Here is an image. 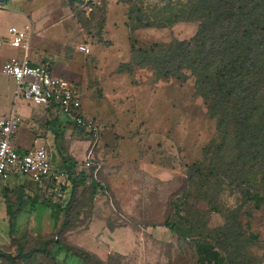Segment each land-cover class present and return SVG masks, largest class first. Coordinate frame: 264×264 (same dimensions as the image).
Wrapping results in <instances>:
<instances>
[{"label": "rangeland", "instance_id": "rangeland-1", "mask_svg": "<svg viewBox=\"0 0 264 264\" xmlns=\"http://www.w3.org/2000/svg\"><path fill=\"white\" fill-rule=\"evenodd\" d=\"M188 1L0 0V62L23 51L11 44L9 29L30 25L31 62L83 85L86 116L101 129L95 144L72 123L59 131L54 127L48 137L54 166H75L74 179L86 167L89 179L105 187L94 197L90 184L70 182L66 199L44 198L63 225L15 231L12 245L28 251L45 241L60 242L88 264H208L213 250L229 255L232 264H264V206L256 210L245 197L246 184L231 187L223 177L209 175L238 172L226 163L241 151L233 138L224 144L217 119L196 94L194 77L186 72V80L159 79L152 68L133 62L132 45L151 50L194 38L197 22L167 25ZM147 23L155 26L144 27ZM16 93L15 82L0 71V117L15 105L28 106ZM95 105L108 117L93 118ZM245 171L257 174L252 184L262 186L257 166ZM7 205L0 199L1 234ZM172 222L183 235L167 228ZM59 260L85 264L75 256ZM11 262L0 258V264Z\"/></svg>", "mask_w": 264, "mask_h": 264}, {"label": "trees", "instance_id": "trees-1", "mask_svg": "<svg viewBox=\"0 0 264 264\" xmlns=\"http://www.w3.org/2000/svg\"><path fill=\"white\" fill-rule=\"evenodd\" d=\"M161 1L171 3L172 0ZM170 18L167 25L181 21L197 22L199 28L194 38L176 41L169 46L156 45L151 50L136 49L132 45L133 62L152 68L159 79L186 80V72L191 73L196 94L209 105V115L217 119L224 144L233 138L235 147L241 151L232 162L226 163L238 166V172L229 176L224 170H216L209 175L223 177L231 187L236 183L249 186L245 197L259 210L264 206V178L262 186L253 185L257 174L252 176L245 168L257 166L264 176V0H189ZM154 26L150 23L144 25ZM67 163H64L63 170L67 173L69 187L73 186L70 182L80 186L90 184L94 197L99 191L105 192L101 183L89 179L86 167L81 169L79 179H74L72 170L75 166ZM72 202L73 198H70L69 204ZM58 207L61 205H57L54 211H61ZM62 209L66 212L68 207ZM176 210L180 213V208ZM53 216L57 217L56 214ZM166 226L183 235L175 222ZM250 236L257 237L253 233ZM47 246L48 243L27 254L19 248L16 258L0 252V257L13 262L28 259L30 264H36L40 256L54 260L58 252L52 255ZM63 248L68 255L77 256L88 264L77 252ZM213 252L207 253L208 264H232L229 255L222 257Z\"/></svg>", "mask_w": 264, "mask_h": 264}, {"label": "built area", "instance_id": "built-area-1", "mask_svg": "<svg viewBox=\"0 0 264 264\" xmlns=\"http://www.w3.org/2000/svg\"><path fill=\"white\" fill-rule=\"evenodd\" d=\"M11 44L21 48L19 57L3 59L1 73L11 78L17 87L19 98L29 103L57 107L68 123L92 138L95 144L101 139V129L97 122L86 116L82 86L67 78L57 76L50 66L33 64L29 57L32 27H12L9 29ZM82 52L90 54V49L82 47ZM24 118L15 109L9 116L0 117V199L2 185L12 176H22L36 183H46L53 198H66L69 187L67 173L53 165L48 144L43 138H36L27 152L20 153L13 145ZM90 161L87 165H90Z\"/></svg>", "mask_w": 264, "mask_h": 264}, {"label": "crops", "instance_id": "crops-1", "mask_svg": "<svg viewBox=\"0 0 264 264\" xmlns=\"http://www.w3.org/2000/svg\"><path fill=\"white\" fill-rule=\"evenodd\" d=\"M20 55L21 53L19 54V56ZM52 71L55 75L63 77L62 74H60L59 72H55L53 69ZM64 78L66 77L64 76ZM67 79L76 82L75 80H72L70 78ZM81 86L83 87V85ZM85 98L86 96L84 93V100ZM24 103L28 105L25 108L24 106H19V105L13 106V108L17 112H19V114H21L24 118V123L21 126L19 133L14 138V142H13L14 147L20 153L27 152L33 146L35 139L40 137L46 141V143L48 144V148L50 150V140L48 138L49 134H52L55 128L57 129V131H59L60 125L68 122L66 117L57 107L40 106L29 103L27 101H24ZM95 108L96 109L92 111L93 118L100 119V118L108 117L109 114L101 110L98 106L95 105ZM11 113L5 116H9ZM42 123H45V125H42ZM55 167L61 169L60 168L61 166L57 167L56 164ZM70 190L71 189L69 187L66 198L69 196ZM13 196H16L15 203L17 205L13 204ZM48 197H51L53 199V197L50 195L48 185L44 182L36 183L22 176H12L10 177L9 180L3 183L1 199L2 198L5 199L8 205H7V215L6 218H4L6 231L3 232L2 234L0 233L1 253L4 252L5 254L10 255L12 258H16L19 253V248L23 249L24 254H27L31 251V250L25 251L24 247L20 243L13 242L15 245H12V241L10 240V237L12 236L13 239H16L15 236L13 235L15 231L28 230V229L41 230L43 229L44 226L46 228H48V226L51 227L50 229H52L53 231L55 228L60 229L63 223H59L57 221L56 217L52 215L53 214L51 212L52 209L49 207L48 202L43 201L44 198H48ZM21 201L22 204L19 205ZM50 234L52 235L51 232ZM36 236L42 239V236L40 235H36ZM53 242L50 243L49 241H45L43 242V247L45 246L46 243H48L47 249L49 251H52L51 252L52 255L58 252L56 258L53 260L51 257L47 258L44 256H40L38 257L36 264H41V263L60 264L59 258L61 256L63 255H65L66 257L72 256V255H68L67 252L63 250L64 249L63 247L66 246L62 245L60 242H55V241ZM43 247H38V248L41 249ZM4 248L10 249V251L6 252L4 251ZM6 259L7 258L5 257V260ZM43 259H45L46 262H44ZM19 260L23 262L22 264H30V260L28 259H17L14 262L13 260H11L12 261L11 263L12 264L16 263Z\"/></svg>", "mask_w": 264, "mask_h": 264}]
</instances>
